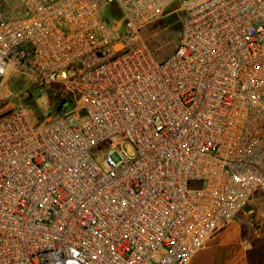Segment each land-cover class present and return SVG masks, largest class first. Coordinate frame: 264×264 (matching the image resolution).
Masks as SVG:
<instances>
[{"label":"built area","instance_id":"obj_1","mask_svg":"<svg viewBox=\"0 0 264 264\" xmlns=\"http://www.w3.org/2000/svg\"><path fill=\"white\" fill-rule=\"evenodd\" d=\"M173 4L158 60L142 31ZM14 100L0 264H189L264 193V0H20L0 9V111Z\"/></svg>","mask_w":264,"mask_h":264},{"label":"rangeland","instance_id":"obj_2","mask_svg":"<svg viewBox=\"0 0 264 264\" xmlns=\"http://www.w3.org/2000/svg\"><path fill=\"white\" fill-rule=\"evenodd\" d=\"M20 0H0V9L4 12L13 10L19 4ZM181 12L177 8V4H173L168 11L154 23L146 26L142 31V38L147 47L158 60L166 59L175 49L178 42L181 24ZM36 81V80H35ZM35 81L30 77L15 75L10 78L11 87L15 94L20 93V100L32 105L37 110H41L44 103L47 101L45 97L40 96L39 90L41 87L36 85ZM47 92L52 100H56L59 96V88L56 86H46ZM19 103V100H14L5 106V109L0 113L7 112ZM124 150L128 154H132L130 146H124ZM105 151H102L104 154ZM100 159V157H99ZM115 161H118L116 156H113ZM241 222H259V218L264 216V193H256L246 209L240 214Z\"/></svg>","mask_w":264,"mask_h":264},{"label":"crops","instance_id":"obj_3","mask_svg":"<svg viewBox=\"0 0 264 264\" xmlns=\"http://www.w3.org/2000/svg\"><path fill=\"white\" fill-rule=\"evenodd\" d=\"M241 217L213 234L189 264H264V216L256 223Z\"/></svg>","mask_w":264,"mask_h":264}]
</instances>
